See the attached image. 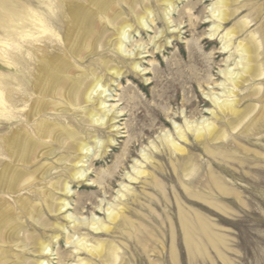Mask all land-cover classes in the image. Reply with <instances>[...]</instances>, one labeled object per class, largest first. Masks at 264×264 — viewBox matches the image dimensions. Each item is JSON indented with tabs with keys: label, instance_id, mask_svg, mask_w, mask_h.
<instances>
[{
	"label": "rangeland",
	"instance_id": "1",
	"mask_svg": "<svg viewBox=\"0 0 264 264\" xmlns=\"http://www.w3.org/2000/svg\"><path fill=\"white\" fill-rule=\"evenodd\" d=\"M9 1L44 14L53 10L57 28L66 27L62 10L55 6L54 0ZM148 1L157 19L153 25L147 22V30L136 28L126 35L124 47L130 52H135L138 46L140 51L146 47L149 53L139 56L144 57L139 69L145 68L150 73L138 75L113 56L114 63L126 72L107 92L114 100L108 105H115V109L125 115L117 119L121 120L116 124L119 132L110 133L108 129L89 126L82 128L85 125L78 126L72 120L86 134H95L96 143L95 148L91 144L92 157L86 162L87 181L71 184L69 212L85 222L91 217L105 222L108 206L123 208V214L109 234L91 232L86 226H82L79 233L91 242L114 243L120 264H264V114L258 111L264 106V99L249 95L259 83L264 90V77L261 82L250 81L238 90V98L242 101L238 108L255 105L257 109L236 132L226 128L228 138L213 144L196 143L189 135L184 145L187 153L172 155L163 145V136L170 134L176 139L174 127L184 128V120L199 122L210 118L207 110L212 106L206 96L222 92L216 85L224 81L220 71L234 49L221 55L223 32L218 37L209 36L215 24L210 18L213 0L178 2L170 16L171 29L166 28L155 1ZM232 8L237 9V13L221 30L230 28L240 19H248V29L238 38H244L249 32L256 33L261 42L260 59L264 66V0H239ZM123 16L129 18L130 14L125 10ZM174 26L179 27V33L172 31ZM107 29V33L112 31L111 27ZM152 38H156L161 49L156 50ZM190 53L195 61H190ZM234 58L235 55L230 60ZM83 66L98 68L99 64L91 59ZM13 70V67L7 68L0 57V91L7 88L18 91V77ZM192 74L197 78L194 86L187 80ZM162 92L166 95L161 100ZM152 107L158 110L160 120L158 117L149 120ZM225 120L218 125L225 128ZM5 129L0 135L8 131L7 127ZM108 136L114 140L113 147L107 149L105 157L98 159L95 156L99 154V146ZM146 154L149 155L148 163L142 160ZM188 159H192L196 172L191 178H183L181 166ZM135 161L142 163L148 173L131 182L128 177H135ZM122 185L128 186L130 192L124 193ZM121 194L125 197L120 199ZM185 224L198 249L187 247ZM200 225L206 227L212 243L201 234ZM67 232L66 229L54 252L63 256L61 264H75L76 251L65 243ZM77 238L76 234L74 240ZM78 257L101 264L85 252H79Z\"/></svg>",
	"mask_w": 264,
	"mask_h": 264
},
{
	"label": "bare ground",
	"instance_id": "2",
	"mask_svg": "<svg viewBox=\"0 0 264 264\" xmlns=\"http://www.w3.org/2000/svg\"><path fill=\"white\" fill-rule=\"evenodd\" d=\"M154 1L166 28L171 29V13L182 0ZM213 1L210 18L215 24L209 36L218 37L223 32L220 54L234 51L220 71L224 81L216 86L221 87L222 92L206 96L212 106L207 110L210 118L199 122L184 120V128L176 125L177 141L170 134L163 136V145L172 155L187 153L184 145L188 143L189 135L196 143L213 144L226 140L229 136L226 128L236 132L257 109L255 105L239 109L238 90L250 81L261 82L264 77L261 42L255 32L238 38L249 27L250 21L246 18L221 30L222 25L237 13L232 6L239 0ZM54 4L62 10L67 23L64 29L54 24L53 10L44 14L24 5H12L9 0H0V57L7 68L15 69L19 87L18 91L9 88L0 91V132L8 129L0 135V264H61L63 256L54 252V247L66 229L65 243L76 251L75 264H92L79 258V252L98 259L101 264H120L114 243L91 242L79 233L81 227L86 226L91 232L109 234L123 214V208L108 206L105 222L94 217L85 222L69 212V190L71 184L87 181L86 162L92 157L91 144L95 148L96 135L86 134L82 128L97 127L118 133L116 124L121 120L117 119L125 116L115 109V105H108L114 101L107 93L111 84L120 81L126 73L114 63L113 56L124 61L134 73L149 74L145 68L139 69L144 58L139 56L149 53L145 51L146 47H142V51L140 46L135 52L127 51L124 39L136 28L147 30V22L153 25L157 16L148 0H54ZM125 10L130 14L129 18L123 16ZM107 27L112 28L110 33H107ZM178 29L174 26L172 31ZM155 40L152 38L156 50L161 49ZM233 55L235 58L230 60ZM190 57V61H195L193 54L190 53ZM91 59L99 64L98 68L83 66ZM187 80L194 86L197 78L192 74ZM260 84L254 85L249 95L261 100L264 90ZM164 95L166 93L162 92L159 98L162 100ZM151 110L149 120L155 117L160 120L158 110L155 107ZM258 111L264 114V106ZM224 118L225 128L218 125ZM73 119L78 126L85 127H77ZM113 143L108 136L95 157H105ZM153 149L156 151L157 147L153 145ZM142 160L148 163L149 155H143ZM135 164V177H128L131 182L148 173L142 163L135 161ZM181 172L183 178L195 174L192 159L182 164ZM121 187L124 193L130 192L128 186ZM124 197V194L120 195V199ZM188 228L183 225L187 247L198 249ZM199 229L210 242L213 241L204 225ZM76 234L78 238L74 240Z\"/></svg>",
	"mask_w": 264,
	"mask_h": 264
}]
</instances>
